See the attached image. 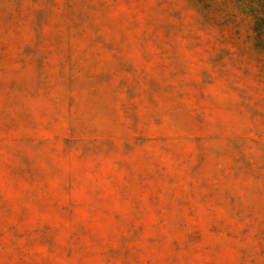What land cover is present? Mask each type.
<instances>
[{"label":"clouds","instance_id":"9594fccd","mask_svg":"<svg viewBox=\"0 0 264 264\" xmlns=\"http://www.w3.org/2000/svg\"><path fill=\"white\" fill-rule=\"evenodd\" d=\"M0 264H264V0H0Z\"/></svg>","mask_w":264,"mask_h":264}]
</instances>
